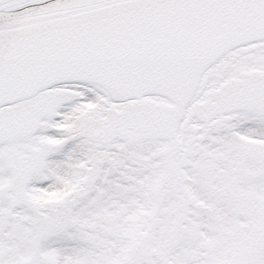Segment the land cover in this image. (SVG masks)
Wrapping results in <instances>:
<instances>
[{
    "label": "snow or ice",
    "instance_id": "6c2138e0",
    "mask_svg": "<svg viewBox=\"0 0 264 264\" xmlns=\"http://www.w3.org/2000/svg\"><path fill=\"white\" fill-rule=\"evenodd\" d=\"M0 264H264V0H0Z\"/></svg>",
    "mask_w": 264,
    "mask_h": 264
}]
</instances>
